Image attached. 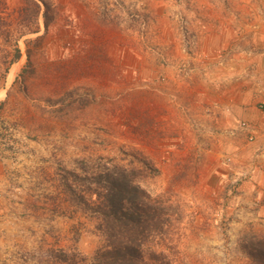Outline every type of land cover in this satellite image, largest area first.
Returning <instances> with one entry per match:
<instances>
[{
    "label": "rangeland",
    "instance_id": "374dc122",
    "mask_svg": "<svg viewBox=\"0 0 264 264\" xmlns=\"http://www.w3.org/2000/svg\"><path fill=\"white\" fill-rule=\"evenodd\" d=\"M44 1L46 27L25 0H0V46L6 50L0 70L15 41L20 49L0 78V222L8 224L0 235V264H91L104 237L95 218L68 198L62 176L103 162L139 166V158L158 170L142 173L140 185L179 207V219L144 244L163 255L153 264H252L239 244L244 235L264 234L261 199L237 200L229 212L222 200L202 197L195 181L199 156L186 167L156 166L129 143L134 130L141 131L140 140L148 132L145 111L138 114L130 104L140 65L190 73V60L172 54L192 55L198 29L217 24L212 14L233 18V51L251 53L256 38L264 50V0H206L207 7L204 0ZM242 14L246 31L238 22ZM138 116L142 129L135 125ZM249 125L238 124L252 132V140L246 137L252 142L257 133Z\"/></svg>",
    "mask_w": 264,
    "mask_h": 264
},
{
    "label": "crops",
    "instance_id": "0c3cea01",
    "mask_svg": "<svg viewBox=\"0 0 264 264\" xmlns=\"http://www.w3.org/2000/svg\"><path fill=\"white\" fill-rule=\"evenodd\" d=\"M204 5L209 6V1L204 0ZM209 18L217 24L198 29L192 55L172 54L190 60L188 75L174 66L140 65L130 105L137 104L138 114L145 111L148 132L143 141L141 131L134 130L129 143L145 151L156 166L186 167L192 156H199L195 181L202 197L222 200L221 207L229 212L237 200L261 199L259 213L264 215V116L259 108L264 104L263 42L253 40L251 53L233 51L237 37L233 18L229 16V22L213 14ZM245 18L242 14L238 22L246 31ZM160 74L166 77L163 83L154 81ZM139 116L135 125L142 129ZM242 121L252 124L257 133L254 141H246L251 131L239 128ZM3 181L0 159V190ZM7 225L0 222V235Z\"/></svg>",
    "mask_w": 264,
    "mask_h": 264
},
{
    "label": "trees",
    "instance_id": "16d2710c",
    "mask_svg": "<svg viewBox=\"0 0 264 264\" xmlns=\"http://www.w3.org/2000/svg\"><path fill=\"white\" fill-rule=\"evenodd\" d=\"M25 1L32 7L35 21L41 12L46 27L47 2ZM4 49L0 46V58L6 52ZM19 56L15 41L11 60L0 70L1 79L5 78L9 64ZM138 161L139 166L108 162L86 165L81 168V175L69 170L62 176L68 198L95 218L96 228L104 237V245L95 251L91 264H153V260L160 261L163 256L161 252H147L144 244L179 219V207L162 196H152L140 185L138 178L144 176L142 173L155 174L158 170L147 159ZM74 184L82 188H75ZM85 194L94 195V200L89 201ZM239 245L252 264H264V234L244 235Z\"/></svg>",
    "mask_w": 264,
    "mask_h": 264
},
{
    "label": "built area",
    "instance_id": "2783aa9c",
    "mask_svg": "<svg viewBox=\"0 0 264 264\" xmlns=\"http://www.w3.org/2000/svg\"><path fill=\"white\" fill-rule=\"evenodd\" d=\"M260 107H261V110H262V112L264 114V105H261ZM240 127L242 129H249V130H251V126H249V124L247 122H245V121L240 122ZM248 139L249 140H252L253 139L252 132L249 134ZM226 161L230 162L231 161V158H229V157L226 158Z\"/></svg>",
    "mask_w": 264,
    "mask_h": 264
},
{
    "label": "bare ground",
    "instance_id": "6f19581e",
    "mask_svg": "<svg viewBox=\"0 0 264 264\" xmlns=\"http://www.w3.org/2000/svg\"><path fill=\"white\" fill-rule=\"evenodd\" d=\"M14 70V69H13ZM11 73H13V72H11ZM9 75V74H8Z\"/></svg>",
    "mask_w": 264,
    "mask_h": 264
}]
</instances>
